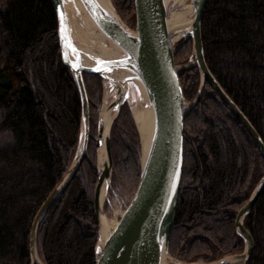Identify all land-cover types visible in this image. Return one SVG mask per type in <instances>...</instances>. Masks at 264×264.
<instances>
[{"label": "trees", "instance_id": "16d2710c", "mask_svg": "<svg viewBox=\"0 0 264 264\" xmlns=\"http://www.w3.org/2000/svg\"><path fill=\"white\" fill-rule=\"evenodd\" d=\"M135 28L134 0H114ZM129 26V27H130ZM50 0H0V264H31L30 234L40 207L69 169L82 106L62 63ZM206 65L264 143V0H207L202 21ZM191 41L175 55L185 64ZM195 100L197 69L178 74ZM90 107L88 153L96 162L102 80L84 75ZM112 187L135 194L140 142L127 105L111 132ZM264 175V157L244 126L206 84L184 126V167L169 251L185 263L240 255L235 220ZM98 172L84 161L52 205L37 237L44 264H96L94 192ZM244 226L254 241L250 264H264V193Z\"/></svg>", "mask_w": 264, "mask_h": 264}, {"label": "water", "instance_id": "95a60500", "mask_svg": "<svg viewBox=\"0 0 264 264\" xmlns=\"http://www.w3.org/2000/svg\"><path fill=\"white\" fill-rule=\"evenodd\" d=\"M109 1V0H108ZM58 23V45L62 63L75 81L82 112L74 159L57 187L40 207L30 234L31 264H43L37 251L40 225L52 205L76 178L83 162L89 161L90 107L84 75L102 80L104 105L98 119L97 147L104 161L90 164L98 172L94 216L98 229L96 264H250L254 241L244 220L264 193V175L235 220L244 240L242 254L211 263H185L169 251L179 203L184 167V126L199 104L206 84L244 126L264 157V143L257 131L210 73L202 43V21L207 0H190L192 21L180 47L191 41V62L176 67L169 33L166 0H134L135 28L128 27L112 4L103 0H50ZM172 45V46H171ZM197 69L200 85L193 102L184 97L178 73ZM142 96L150 112V132L141 139L140 178L133 199L115 226L107 227L104 199L114 170L111 132L130 89ZM107 92V94H106ZM111 116V120L108 117ZM138 130V129H137ZM139 133V131H138ZM102 243V244H101ZM101 244V250L98 251Z\"/></svg>", "mask_w": 264, "mask_h": 264}, {"label": "bare ground", "instance_id": "6f19581e", "mask_svg": "<svg viewBox=\"0 0 264 264\" xmlns=\"http://www.w3.org/2000/svg\"><path fill=\"white\" fill-rule=\"evenodd\" d=\"M106 4H110L108 0H103ZM168 7V17H169V33L172 44H176L178 41H184L186 38L187 31L189 29L190 23L192 21L191 7L187 5L186 0H166ZM140 95V94H138ZM141 99L142 96L140 95ZM142 103L134 102L132 104L133 119L141 136V139L146 142L149 132H150V112L146 106L144 100ZM111 120V116L108 117ZM102 152V149H101ZM99 154L100 168L104 161L102 153ZM105 224L107 227L115 226L113 222L110 226L108 220L106 219ZM102 244V243H101ZM101 244L98 251L101 250Z\"/></svg>", "mask_w": 264, "mask_h": 264}, {"label": "rangeland", "instance_id": "374dc122", "mask_svg": "<svg viewBox=\"0 0 264 264\" xmlns=\"http://www.w3.org/2000/svg\"><path fill=\"white\" fill-rule=\"evenodd\" d=\"M110 3L112 4L113 8L115 9V6H114V0H109ZM187 1V5H190V0H186ZM124 22V21H123ZM125 23V22H124ZM128 27L130 26V24L128 25L127 23H125ZM131 27V26H130ZM182 41H178L176 44H174L172 46L173 49H177V52L179 51V49L183 46L180 47V43ZM186 44V43H185ZM190 47H191V56H189L187 62L185 64H178L176 63V60H175V65L176 67H182V66H185L187 64H189L191 62V58H192V43L189 44ZM182 72V71H181ZM180 73V72H179ZM178 73V74H179ZM102 95H101V105L98 109V119H99V114H100V111L102 110L103 108V105H104V99L105 98H108V100H111V97L110 95H105L104 94V85L102 83ZM107 94V92H106ZM139 93L136 91V89H134L133 87L130 89V94H129V98H128V102L125 104L128 106L130 112H131V115H132V118H133V112H132V104H134V102H138L139 104L142 103V99L140 97V95H138ZM188 101V100H187ZM193 102V101H192ZM124 105V106H125ZM124 108V107H123ZM122 108V109H123ZM122 111V110H121ZM120 116V115H119ZM133 122H134V119H133ZM134 125L136 127V130H137V126L134 122ZM138 132V130H137ZM97 136H98V124H97ZM97 136H96V139H97ZM138 136H139V133H138ZM95 139V141H96ZM139 142H140V151H141V139H140V136H139ZM88 158H89V161H87L89 164L90 162H92V164L94 165H98V160H99V148L97 147V141H96V162L93 163V161L91 160L90 158V155L88 153ZM86 161V160H85ZM92 166V165H91ZM98 177H99V174H98ZM113 177V175H112ZM98 184V183H97ZM97 187V185H96ZM96 190V188H95ZM94 195H95V192H94ZM133 196H134V193H131L128 189H125L123 187H117V188H113L112 187V181H111V186L109 187V189L107 190V194L105 196V199H104V214H105V217L106 219L108 220V223H110V226L111 224L114 222V221H119L122 217V215L124 214L126 208L129 206L131 200L133 199ZM97 241H98V237H97ZM41 260V259H40ZM42 261V260H41ZM43 263V262H42ZM44 264V263H43ZM164 264H172L168 261H165Z\"/></svg>", "mask_w": 264, "mask_h": 264}, {"label": "built area", "instance_id": "2783aa9c", "mask_svg": "<svg viewBox=\"0 0 264 264\" xmlns=\"http://www.w3.org/2000/svg\"><path fill=\"white\" fill-rule=\"evenodd\" d=\"M117 222H118V221H114L115 225H116Z\"/></svg>", "mask_w": 264, "mask_h": 264}, {"label": "flooded vegetation", "instance_id": "af4514ba", "mask_svg": "<svg viewBox=\"0 0 264 264\" xmlns=\"http://www.w3.org/2000/svg\"><path fill=\"white\" fill-rule=\"evenodd\" d=\"M131 29H134L133 27H130Z\"/></svg>", "mask_w": 264, "mask_h": 264}]
</instances>
